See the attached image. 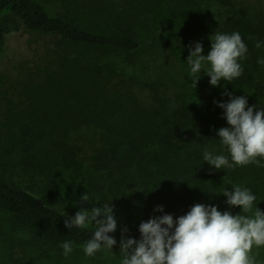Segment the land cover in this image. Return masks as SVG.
Here are the masks:
<instances>
[{
  "label": "trees",
  "instance_id": "trees-1",
  "mask_svg": "<svg viewBox=\"0 0 264 264\" xmlns=\"http://www.w3.org/2000/svg\"><path fill=\"white\" fill-rule=\"evenodd\" d=\"M151 1L178 25L208 20L215 9L217 31L241 35L248 49L239 61L243 73L221 82V101L214 93L200 98L182 91L163 74L137 72V0H122L123 7L114 0H0V51L6 36L20 29L13 16L29 31L54 36L58 57L57 68L23 90L24 108L3 124L0 159L50 181L76 174L70 135L96 128L84 193L92 208L109 203L117 221L109 233L116 240L112 251L86 257L81 245L92 238L94 226L66 228L70 217L60 209L0 178V211L39 255L63 261L60 245L72 241L70 254L88 264L108 263L102 253L121 264L124 229L125 239L138 241L141 222L164 214L175 220L196 204L239 214L241 209L227 205L222 195L235 186L250 189L264 212V167L216 170L203 160L205 150L229 156L217 135L228 127L217 106L229 102L225 93L245 96L248 107L264 110V64L258 63L264 59V0ZM158 206L163 212L155 211ZM253 254L264 260V247Z\"/></svg>",
  "mask_w": 264,
  "mask_h": 264
},
{
  "label": "clouds",
  "instance_id": "clouds-1",
  "mask_svg": "<svg viewBox=\"0 0 264 264\" xmlns=\"http://www.w3.org/2000/svg\"><path fill=\"white\" fill-rule=\"evenodd\" d=\"M210 51L202 55L201 43L190 46L187 64L194 79L195 89L202 69L210 78L211 86L222 81L231 82L240 77L243 68L240 60L245 59L248 49L238 32L225 34L215 32L210 38ZM259 48L260 42L255 45ZM264 64V59L258 60ZM230 97L229 102L217 106L224 110L228 127L218 130L219 140L231 158L224 154L203 152V160L216 170L254 164L264 167V110L248 107L245 96ZM226 204L239 207L241 212L232 215L220 212L216 206L196 204L186 215L173 219L170 214L150 218L139 225L140 239L120 240L121 264H257L254 248L264 247V212L255 205L256 196L246 187L235 186L232 191H223ZM89 197L84 193L81 203ZM255 205V207H254ZM155 211L163 212L158 206ZM249 213H251L249 215ZM94 226L92 238L81 245L86 257H93L99 251H112L115 238L109 236L117 228L113 208L109 203L77 211L74 217L65 220L66 228L86 229ZM67 257L73 251V242L60 245Z\"/></svg>",
  "mask_w": 264,
  "mask_h": 264
},
{
  "label": "rangeland",
  "instance_id": "rangeland-1",
  "mask_svg": "<svg viewBox=\"0 0 264 264\" xmlns=\"http://www.w3.org/2000/svg\"><path fill=\"white\" fill-rule=\"evenodd\" d=\"M116 5L123 7L122 0H114ZM134 4L139 24L140 49L138 52L137 72L140 75L160 74L170 78L178 89H185L200 98L215 94L218 101L222 100L223 88L210 85V78L204 74L207 66L198 74L200 79L195 89L191 86L194 77L187 64L190 46L194 50L196 43L203 46L202 55L210 51V37L217 31L216 14L213 9L211 17L189 25H178L168 20L167 14L151 0H137ZM155 5H153V4ZM9 14V13H8ZM19 25L17 32H11L5 38V45L0 51V134L6 120L24 108L20 98L23 90L38 83L49 71L53 72L58 65V57L54 49L55 37L42 35L27 30L20 20L11 16ZM174 22V23H173ZM142 80V79H141ZM143 80H146L143 78ZM150 81V80H146ZM222 95V96H221ZM96 128L87 127L70 135L69 150L77 165L76 174L72 172L60 174L51 182L35 175L23 173L14 163L0 159V178L24 189L38 197L44 203L60 209L70 218L79 210L92 208V201L81 203L85 192V177L90 168L89 158L92 148L97 144ZM92 227V226H89ZM106 257V264H117ZM264 264V260L256 261ZM0 264H88L83 259L69 254L65 260L39 255L30 247L25 235L16 230L9 216L0 211Z\"/></svg>",
  "mask_w": 264,
  "mask_h": 264
}]
</instances>
